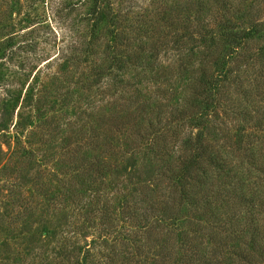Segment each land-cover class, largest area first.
I'll list each match as a JSON object with an SVG mask.
<instances>
[{
	"label": "rangeland",
	"instance_id": "374dc122",
	"mask_svg": "<svg viewBox=\"0 0 264 264\" xmlns=\"http://www.w3.org/2000/svg\"><path fill=\"white\" fill-rule=\"evenodd\" d=\"M209 1L0 0V264H127L133 244L155 246L165 239L159 226L170 230L171 223L177 242L187 215L168 197L167 159L144 150L135 131L151 127L167 136L170 113L189 103L188 75L176 71L163 84L160 73L203 50L173 42L182 30L173 16L193 6V18ZM224 3L238 4L239 13L216 7L199 15L208 28L216 29L221 14L264 21V0ZM210 46L202 52H214ZM262 48L264 32L247 48L246 81L258 72ZM188 61L196 70L204 59ZM235 67L230 63L232 74ZM173 125L175 151L197 129L193 120ZM217 125L209 118L204 131L219 148ZM134 145L141 150L135 155ZM120 151L132 156L116 165L109 158ZM154 200H166L146 220L160 224L156 235L139 237L143 222L126 210L139 217Z\"/></svg>",
	"mask_w": 264,
	"mask_h": 264
},
{
	"label": "trees",
	"instance_id": "16d2710c",
	"mask_svg": "<svg viewBox=\"0 0 264 264\" xmlns=\"http://www.w3.org/2000/svg\"><path fill=\"white\" fill-rule=\"evenodd\" d=\"M224 1L210 0L205 10L200 4L196 8L202 12L200 16H206L205 13L216 7L224 9L227 16L239 13L235 10L238 4L226 7ZM174 7H177L176 2ZM189 8L194 10L193 6ZM190 12L178 18L176 10L173 20L182 22V30L173 42L178 46L201 44L203 50L214 45V52L199 50L195 54L192 49L181 58L175 71L174 67L162 69L163 84L176 71L191 80L189 103L179 112L170 113L169 125L173 131L168 129L167 136L159 131L157 136L151 127L144 129L141 136L139 130L135 131L145 144L144 150H153V157L167 159L162 179L169 181L168 197L174 209L185 210L187 216L182 221L186 226L185 230L175 231V242L172 230L176 229V224L167 225L170 229L167 230L156 223L161 231L166 230L165 239L144 248L133 244L130 247L133 257L127 264H264V48L257 53L261 65L250 81L244 79L246 74L241 67L251 54L247 48L264 32V21L253 19L244 23L238 21L242 18L236 17L233 21L221 14L214 17L218 24L216 29H211L199 15L192 18ZM137 28V32L141 31L139 26ZM198 56L204 62L198 63L196 70L189 69L188 60ZM232 62L236 66L234 74L229 69ZM185 109L190 112H182ZM156 114L159 116L161 112ZM209 118L218 122L217 131L223 134L220 136L224 143V147L219 148L226 157L205 134ZM185 120L194 121L197 133L173 151L169 146L176 137L173 124ZM130 148L134 155L141 152L135 145ZM126 154L120 151L109 159L117 165L132 156ZM166 171L171 176H167ZM165 201L154 200L139 217L126 210L131 219H137V225L143 222V226H137L138 230H143L139 237L155 234L156 226L146 220L156 216L158 206Z\"/></svg>",
	"mask_w": 264,
	"mask_h": 264
}]
</instances>
